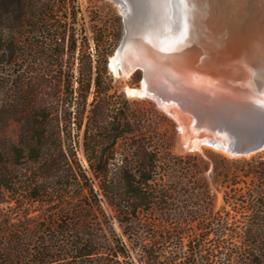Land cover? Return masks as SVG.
<instances>
[{
	"label": "trees",
	"instance_id": "16d2710c",
	"mask_svg": "<svg viewBox=\"0 0 264 264\" xmlns=\"http://www.w3.org/2000/svg\"><path fill=\"white\" fill-rule=\"evenodd\" d=\"M35 26L24 28L17 11L0 13V49L16 66L14 75L0 73V88L19 130L0 144V194L21 215L0 232V264H201L206 237L190 227L222 219L211 208H172L176 186L163 178L176 177L184 162L171 151V138H160L111 91L105 61L84 46L76 54L73 33L67 45L66 28L56 26L49 37ZM67 53L76 60L70 66ZM256 178L242 200L248 243L237 264H264V164ZM105 206L128 242L113 244ZM188 236L193 245L184 256ZM222 254L233 260L232 252Z\"/></svg>",
	"mask_w": 264,
	"mask_h": 264
},
{
	"label": "rangeland",
	"instance_id": "374dc122",
	"mask_svg": "<svg viewBox=\"0 0 264 264\" xmlns=\"http://www.w3.org/2000/svg\"><path fill=\"white\" fill-rule=\"evenodd\" d=\"M2 2L0 13L4 10L8 13L10 10L17 11L24 17V28L33 29L30 28V23H35L36 32L39 30L49 37L57 31L56 26L66 28L67 45L70 44L72 33L78 39L76 54L84 46L93 59L98 57L105 61L111 80V91L125 97L145 123L157 128L160 138H171V151L183 159L182 172L179 170L173 178L166 175L163 178L167 185L176 186L177 201L172 208L186 210L191 207L196 211H207L211 208L223 220L219 224L217 221L194 222L193 227H190L198 235L206 237L202 242L200 259L203 261L200 263L237 264L240 259L239 250L244 247L246 249L248 243V211L242 200L245 201L243 196L251 191L254 184L260 182L256 173L261 171L264 164V148L247 152L233 151L245 147L264 132V93L258 91L254 95L255 99L248 101L238 99L228 92L229 86L213 83L206 78L202 81L197 77L184 75L154 81L145 72L143 65L137 63L126 66L125 56L122 55L127 41L139 33H156L161 39L185 33L190 14L196 8L195 0ZM4 31L9 35L7 28ZM10 61L8 51L5 48L0 49V73L5 78L15 73L16 66ZM72 62L76 60L72 54L67 53L65 65L70 66ZM221 87L224 89L221 90ZM186 88L188 89L185 90ZM220 92L227 95L221 96ZM7 98L5 90L0 88V144L9 135H15L19 131L12 114L7 112L11 108L10 103L6 102ZM60 100V112L64 113L66 103L62 97ZM79 140L81 141V133ZM78 152L85 165L81 148ZM180 180L184 184L181 187ZM105 210L107 222L111 224V228L106 229L113 244L115 245L119 237L128 242L114 212L107 206ZM20 218L18 207L13 201H9V195L0 194V232L6 222L16 223ZM203 227L204 230H201ZM260 232L264 234V229ZM216 233H219V237ZM191 237L185 239L187 244L184 256L191 251L190 246L193 243H188ZM218 243L220 247H216ZM222 252H232L233 260L230 261ZM214 254L218 259L211 258ZM262 254L264 255V251Z\"/></svg>",
	"mask_w": 264,
	"mask_h": 264
},
{
	"label": "bare ground",
	"instance_id": "6f19581e",
	"mask_svg": "<svg viewBox=\"0 0 264 264\" xmlns=\"http://www.w3.org/2000/svg\"><path fill=\"white\" fill-rule=\"evenodd\" d=\"M195 3L196 8L190 14L188 29L182 35L161 39V37L156 36V33L148 35V32H142L129 39L122 49L126 66L137 63L143 65L146 70L144 71L153 77L154 81H162V79L170 76L184 77V75L197 77L202 81H205L206 78L213 83L217 82L229 86L228 92L238 99L252 101L255 99L254 95L257 91L253 87L244 85V80L249 76L246 67L252 66L249 51L244 46L228 44L226 37L216 34H210L209 39H206L201 31L202 24L206 21L199 14L203 10V6L198 4L196 0ZM118 62L120 63V61ZM120 66L118 68H121ZM190 92H192L191 89ZM226 95L227 93H222L221 96Z\"/></svg>",
	"mask_w": 264,
	"mask_h": 264
},
{
	"label": "water",
	"instance_id": "95a60500",
	"mask_svg": "<svg viewBox=\"0 0 264 264\" xmlns=\"http://www.w3.org/2000/svg\"><path fill=\"white\" fill-rule=\"evenodd\" d=\"M203 6L199 13L206 22L201 28L210 34L226 37L228 44L244 46L250 53L252 66L246 67L244 85L264 93V0H196ZM256 92V93H257ZM264 148V132L245 147L233 152Z\"/></svg>",
	"mask_w": 264,
	"mask_h": 264
}]
</instances>
